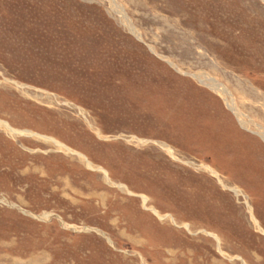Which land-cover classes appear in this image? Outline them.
Here are the masks:
<instances>
[{
  "label": "rangeland",
  "instance_id": "1",
  "mask_svg": "<svg viewBox=\"0 0 264 264\" xmlns=\"http://www.w3.org/2000/svg\"><path fill=\"white\" fill-rule=\"evenodd\" d=\"M0 120V264H264V0H0Z\"/></svg>",
  "mask_w": 264,
  "mask_h": 264
},
{
  "label": "bare ground",
  "instance_id": "2",
  "mask_svg": "<svg viewBox=\"0 0 264 264\" xmlns=\"http://www.w3.org/2000/svg\"><path fill=\"white\" fill-rule=\"evenodd\" d=\"M115 3V2H114ZM119 7V6H118ZM121 8V7H120ZM120 10V9H119ZM121 11V10H120ZM116 12H118V11H116ZM119 13H121L120 15H121V17H123L124 18V12L122 13V12H119ZM127 19V18H126ZM130 29H131V31L134 33V34H136V32H135V30L130 26ZM137 35V34H136ZM205 76V75H204ZM195 77H197L198 79H199V81L200 82H202V83H204V84H206L207 86H209L210 88H212L213 90H215L218 94H220L222 97H223V99L225 100V102H226V104H227V106L230 108V110H232L233 111V113L236 115V117L238 118V120L240 121V123L244 126V127H246V128H249V123L245 120V117H244V115L239 111V109L237 108V106H236V104H235V101H234V97L233 96H229L230 95V93H229V91L223 86V85H221L220 83H217L216 82V80H214L213 78H210V77H207V76H205V77H200V76H195ZM0 126H2V127H5V128H7L12 134H30V135H33V133H30V132H24V131H17V130H15V129H13L8 123H6V122H4V121H1L0 120ZM263 139H264V131H260V132H257ZM36 136H38V137H40L39 135H36ZM42 138V137H41ZM58 146H60V147H64V148H66L67 150H70V149H68L67 147H65L63 144H61V143H59V142H57V141H54ZM141 142H145V141H141ZM167 150L169 151V152H171L172 153V150L170 149V148H167ZM84 159H85V157H84ZM86 160V162H87V164H88V166L89 167H91L92 165H91V163L87 160V159H85ZM92 168H93V166H92ZM210 169V171L213 173V174H215V175H218V173L217 172H215L213 169H211V168H209ZM106 173V175H107V172H105ZM119 188H121V189H125L126 188V186L125 185H123V184H116ZM142 198H143V202H144V205H146L147 204V202H148V198L147 197H145V196H141ZM152 211L155 213V214H157V215H159V217H161L162 219H165L166 218V216H161L160 214H159V212H158V210H155V209H152Z\"/></svg>",
  "mask_w": 264,
  "mask_h": 264
}]
</instances>
